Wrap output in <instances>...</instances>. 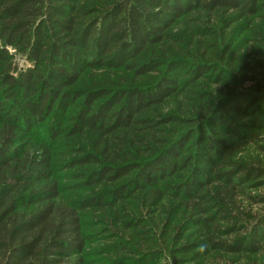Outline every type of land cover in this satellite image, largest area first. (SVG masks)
I'll return each mask as SVG.
<instances>
[{
  "label": "trees",
  "instance_id": "trees-1",
  "mask_svg": "<svg viewBox=\"0 0 264 264\" xmlns=\"http://www.w3.org/2000/svg\"><path fill=\"white\" fill-rule=\"evenodd\" d=\"M218 11L264 17V0H0V264H87L80 211L61 199L51 158L61 130L55 119L81 98L71 135L85 128L110 135L102 150L110 163L91 155L73 166L98 165L99 179H126L114 189L116 199L144 193L147 209H160L154 226L132 219L146 249L119 246L122 255L142 259L119 264H205L220 251L264 255V210L242 212L237 202L247 189L264 187V164L236 159L243 143L264 141V105L256 106L264 89L256 100L239 89L210 102L200 91V106L183 116H149L207 73L172 58V30L192 14ZM99 69L160 79L87 97L73 89ZM186 75L194 77L178 90ZM52 117V138L36 146L35 134ZM171 124L178 128L165 127ZM247 198L264 205L263 195ZM228 236L234 238L223 240Z\"/></svg>",
  "mask_w": 264,
  "mask_h": 264
},
{
  "label": "rangeland",
  "instance_id": "rangeland-1",
  "mask_svg": "<svg viewBox=\"0 0 264 264\" xmlns=\"http://www.w3.org/2000/svg\"><path fill=\"white\" fill-rule=\"evenodd\" d=\"M172 33L178 36L176 41L166 45L173 52L172 58L182 60L189 68H196V64L202 65V68L206 66L207 73L190 87V91L175 94L163 106L153 108L149 116H183L187 113L185 109L200 106L201 103L195 96L200 91L209 94L206 100L210 102L214 96L225 97L239 89L248 91L252 100H256L257 93L264 89L263 16L248 17L232 11H218L213 15L204 12L195 13L180 21ZM16 61L23 63L19 57ZM193 77L186 75L178 79L182 84L178 90L184 87L183 83ZM159 79L158 73H150L137 79L133 73L125 69H99L87 71L73 89L84 91L87 97L89 92L98 88L146 87L154 85ZM109 98L110 95L102 101ZM84 101L85 99L81 98L74 104L77 107L73 106L74 108L69 109L65 115L60 114L55 117L57 120L55 126L61 124V130L51 147L53 181L61 191V199L76 204L80 211L83 232L88 237L83 255L87 264H119V260H142L140 256L122 255L119 246L130 244L137 249L145 250L146 246L139 243L136 234L142 227L135 225L129 227V224L135 218L137 221H147L149 226H154L158 223L157 216H161L160 209L148 210L143 203L146 197L144 193H136L131 197L125 195L122 197L124 200L116 199L113 191L126 179L116 183L101 180L96 175L99 170L98 165L73 166L91 155L100 158L102 164L110 163L102 153L104 146L110 148V143L112 144L110 135L87 128L76 135H71L77 125L80 104ZM102 101L96 102L94 107ZM259 105H264V99L256 103V106ZM53 117L47 123L40 125V131L34 136L36 146L52 138L48 127L54 122ZM165 127L178 128L174 124ZM179 129L185 131L187 126ZM113 135L124 136L123 132ZM98 140L101 147L97 145ZM263 146L264 141L258 145L253 142L243 143L236 159L264 164V151L260 148ZM114 148L118 150L116 146ZM245 195L264 196V187L247 189ZM247 196L240 195L237 201L242 212L258 214L264 210L263 204L254 203ZM99 202H102V205L99 206ZM234 215L241 217L242 222H245L239 211L236 210ZM232 238L234 236L223 237V240L230 241ZM163 260H170L168 264H174L172 259ZM204 260L205 264H264V255L250 256L220 251L212 252ZM159 264H167V262L160 261Z\"/></svg>",
  "mask_w": 264,
  "mask_h": 264
}]
</instances>
